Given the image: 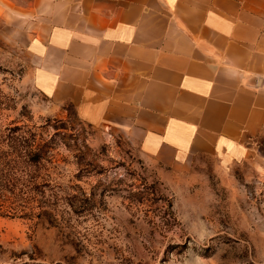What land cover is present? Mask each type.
<instances>
[{
	"label": "rangeland",
	"instance_id": "rangeland-1",
	"mask_svg": "<svg viewBox=\"0 0 264 264\" xmlns=\"http://www.w3.org/2000/svg\"><path fill=\"white\" fill-rule=\"evenodd\" d=\"M15 1L0 0V264H264V128L162 164L54 97Z\"/></svg>",
	"mask_w": 264,
	"mask_h": 264
},
{
	"label": "crops",
	"instance_id": "crops-1",
	"mask_svg": "<svg viewBox=\"0 0 264 264\" xmlns=\"http://www.w3.org/2000/svg\"><path fill=\"white\" fill-rule=\"evenodd\" d=\"M43 80L162 164L264 128V0H16ZM53 84V85H54Z\"/></svg>",
	"mask_w": 264,
	"mask_h": 264
}]
</instances>
